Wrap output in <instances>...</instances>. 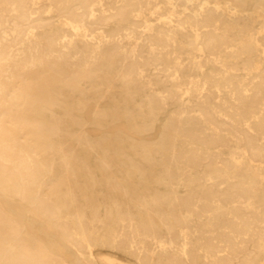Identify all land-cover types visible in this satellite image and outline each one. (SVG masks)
<instances>
[{"label": "bare ground", "instance_id": "obj_1", "mask_svg": "<svg viewBox=\"0 0 264 264\" xmlns=\"http://www.w3.org/2000/svg\"><path fill=\"white\" fill-rule=\"evenodd\" d=\"M100 249L264 264V0H0V264Z\"/></svg>", "mask_w": 264, "mask_h": 264}, {"label": "rangeland", "instance_id": "obj_2", "mask_svg": "<svg viewBox=\"0 0 264 264\" xmlns=\"http://www.w3.org/2000/svg\"><path fill=\"white\" fill-rule=\"evenodd\" d=\"M245 9H246V13H248V14H251V13H253V7H252V5L250 4V3H247L246 5H245ZM160 124V123H159ZM159 124H158V128H159ZM154 137V136H153ZM152 140H155V138H151ZM180 195L181 196H184L185 195V193L182 191V192H180ZM28 222V221H27ZM27 224H29V223H27ZM35 227H36V231H37V233H36V235L44 242V244H46L49 248H52L53 247V245L55 244V245H59V246H61L64 250H65V252L67 253V254H69L70 255V260L71 261H76V262H78L79 261V259L77 258V256L76 255H74L73 254V252L70 250V249H68L67 247H66V245L62 242V241H60L58 238H55L54 236H52V235H50V234H45V232H46V230H45V227H44V225H42V223H37L36 225H35ZM103 253H109V254H111V255H114V256H116L117 258H119L121 261H123V262H125V263H128V264H137L136 263V261L132 258V257H130V256H128V255H126V254H124L123 252H119V251H116V250H112V249H100ZM100 253V252H99ZM100 255H98V257H99Z\"/></svg>", "mask_w": 264, "mask_h": 264}]
</instances>
